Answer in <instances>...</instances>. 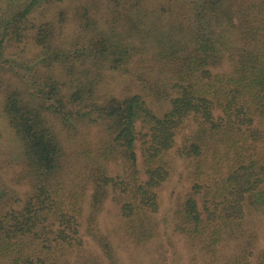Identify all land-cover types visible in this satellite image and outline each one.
<instances>
[{"label": "trees", "instance_id": "trees-1", "mask_svg": "<svg viewBox=\"0 0 264 264\" xmlns=\"http://www.w3.org/2000/svg\"><path fill=\"white\" fill-rule=\"evenodd\" d=\"M70 1L0 0V264L153 261L168 230L230 258L264 214V0Z\"/></svg>", "mask_w": 264, "mask_h": 264}, {"label": "rangeland", "instance_id": "rangeland-1", "mask_svg": "<svg viewBox=\"0 0 264 264\" xmlns=\"http://www.w3.org/2000/svg\"><path fill=\"white\" fill-rule=\"evenodd\" d=\"M92 0H90L91 3ZM99 1V3H103L102 0H96V2ZM94 2L93 5L96 3ZM69 3V2H68ZM85 3L88 4L89 0H72L70 1L69 10H67L66 15H68V12L70 11L69 18H67L68 25H77V15L76 10H74L73 7H81L85 6ZM111 6L116 3V0L110 1ZM92 4V3H91ZM91 5L90 7H92ZM73 8V9H72ZM55 10H61L65 9L63 7H55ZM66 10V9H65ZM103 10V9H102ZM102 10L100 12H102ZM92 16H102V14H97L99 12H95L93 10L89 11ZM102 20V18H100ZM135 65V62L134 64ZM132 67V65H131ZM136 67H134L135 70ZM112 85H118V89H125L127 86L129 87V91H135L136 90V81H133L131 79H127L126 76L119 75V74H113L112 75ZM132 82H135V84H132ZM147 104L149 105L150 109L156 113L161 114L163 110H165V105L162 104H156L152 99H146ZM3 162H0V164ZM178 165V164H177ZM177 171L180 170V166L178 165ZM2 171H0V179L2 182H4L7 177L2 176ZM11 176V175H10ZM9 176V177H10ZM173 185H170L167 189V192H169L170 188ZM106 217V216H105ZM107 218H105L104 222H102V225L105 224V221ZM108 223V222H107ZM170 223L168 226L170 227ZM243 230L241 232V239L237 237V240L235 242L238 246H232V255L230 258L225 259L221 258L219 253H211V249H207V255L213 256L214 258H208L203 259L199 255L196 254L198 248L190 247V250L188 251V256L186 255V250L183 247V241L179 237L175 238V251L173 246H170V243L168 242V237L171 230L165 231L160 234V236L156 239L155 243H152V245H158V242H161L159 248L155 251L153 255V261H148L147 257L152 254V250L149 252H145L142 250H139L138 252H135L133 255L130 256V259H133L135 261H126L125 258H123L124 251H122L124 244L120 242V240H117V248L120 251L122 258V261H114L112 263L108 261H102L103 264H264V214L261 213L258 218L254 217L253 214L247 213L244 216V220L242 222ZM164 229V228H163ZM171 229V228H169ZM162 232V231H161ZM118 237L120 239L121 235L118 233ZM112 241V240H111ZM162 247V248H160ZM143 247H141L142 249ZM188 248V249H189ZM205 248V247H204ZM227 246L224 247V244L220 245L218 249L223 253V255H227ZM91 250L86 249L84 251L83 255H89L87 254ZM177 252V255L175 254ZM216 255V257H215ZM163 257V259H161ZM228 256H226L227 258ZM176 260V261H174ZM87 263L94 264V261H86ZM86 262H83V264H87ZM98 262V261H97ZM71 263V262H70ZM73 264V263H71Z\"/></svg>", "mask_w": 264, "mask_h": 264}]
</instances>
